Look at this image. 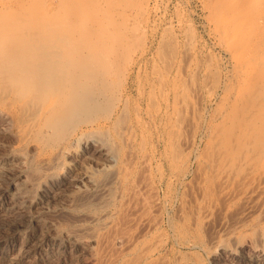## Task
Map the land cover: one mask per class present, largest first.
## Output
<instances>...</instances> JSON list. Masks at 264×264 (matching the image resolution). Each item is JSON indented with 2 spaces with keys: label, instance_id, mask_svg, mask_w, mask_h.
I'll return each instance as SVG.
<instances>
[{
  "label": "rangeland",
  "instance_id": "374dc122",
  "mask_svg": "<svg viewBox=\"0 0 264 264\" xmlns=\"http://www.w3.org/2000/svg\"><path fill=\"white\" fill-rule=\"evenodd\" d=\"M8 3L13 16H76L81 33L56 47L76 53L74 61L89 52L104 88L89 111L46 135L48 143L86 136L63 156V181L40 183L28 159L49 147L16 150L0 123V264H264V210L244 217L235 197L252 170L240 160L233 174L220 167L228 147L252 137L254 108L264 105V77H249L264 48V8L243 11L235 0ZM237 9L258 23L244 22L252 33L222 24ZM94 15L105 34L91 29ZM261 157L254 172L264 170ZM85 169L101 176L96 193L73 181Z\"/></svg>",
  "mask_w": 264,
  "mask_h": 264
},
{
  "label": "bare ground",
  "instance_id": "6f19581e",
  "mask_svg": "<svg viewBox=\"0 0 264 264\" xmlns=\"http://www.w3.org/2000/svg\"><path fill=\"white\" fill-rule=\"evenodd\" d=\"M9 1L12 0H0V123L3 124L4 129L8 132H13L12 135L17 142L15 147L16 150L27 151L28 149H38L45 145L49 147L48 153L28 159V165L31 167L30 169L33 168L34 172L40 173V177H38V179L40 178V183L63 181L64 178L60 170L63 156L71 147L83 145L86 136L84 133L71 134L48 143L50 139L48 140L46 135L49 132V129H53V133L54 129L59 126L60 122L63 123L64 120L76 118L81 113L86 112L87 110L89 111L90 108L97 104V101L102 97V91L104 88L102 85L103 71H99L100 69L94 68L93 65L90 66V63L87 62L89 59V57H87L89 52L83 54V56H79L80 58L76 59L77 61H74L69 58V56L72 57L71 54L73 51H58L59 49L56 47L58 46L57 43L68 42V40L73 39L77 34L81 33L80 28L77 29V26L75 28L76 24L74 19L76 16L73 18L72 13L66 14V16L61 19H55L54 16H43L35 20L31 18V16H13L11 7L8 5L10 4L8 3ZM238 3L244 4V8L242 5L239 6L240 11L242 8L243 11L246 9L247 12H249L248 10L256 9L260 11L264 8V0H243L241 2L235 0L234 6H236V4L238 6ZM236 7H234V9ZM238 9L236 14L234 13L236 10L233 12L231 11L234 18L229 15L226 16L224 21L223 17L222 24L225 26L229 25L227 24V21L233 20L229 26L234 25L235 27V25H238L239 30H244L245 33L250 32L252 30V27L250 26H256L258 23L255 25L256 22H254V17L251 19L248 13L244 14L246 11L244 13L242 11L241 13ZM82 10L83 9L80 11ZM95 16L96 15H94V17ZM231 17L233 19H231ZM96 18L97 20H94L91 29L101 34H105L103 22L101 23V21H99L98 16H96ZM235 18L236 21H234ZM234 22H237V24ZM244 22H247V24L250 25H247L249 28L247 26L245 27ZM121 25L120 27H122ZM228 28L226 26V29ZM119 29L120 28H118V32L120 31ZM239 30L237 29V31ZM121 31L119 32L120 34L123 33ZM237 31L235 30L234 32L238 33ZM242 36H244V34ZM262 42H264V40ZM257 52H254L257 54V57L256 59L254 58L255 60H253V64L251 63L250 65L251 68L249 70H252L250 71L251 74L249 77H251L252 72H255V75L259 78H263V45L262 49H260V46L257 48ZM109 62L108 67L112 68V61L109 60ZM105 70L107 69L105 68ZM250 72L246 73L249 74ZM249 77L248 79L250 80ZM246 78L247 77L243 79L241 78V81H249H246ZM62 93L65 94L62 95V98L58 99ZM241 94L237 98L239 100H244L245 97L243 99V96L245 95ZM256 108H254L255 120L251 122L253 123V128L251 127V129L253 131L255 128L260 131V136H262L264 140V122L262 123V119H264V105ZM247 126L249 127L251 125ZM252 131V137L250 138L253 139ZM255 131L256 130H254V132ZM242 134L247 135L245 133ZM251 134H249V136H251ZM248 138L249 137H247V139ZM250 138L249 141L246 139L248 142L244 140V142L246 141L247 143H238L235 150H233L234 148L230 150L231 148L228 147V150L225 151L229 154L226 155L225 161L223 162V159L222 163H220L221 170L223 171L221 172L225 173V176L226 173L228 175V172H233L232 170V172L229 171V169H231L232 164L234 167L235 160H240V163H242V165L240 164L241 166H246L250 171L252 170V173L249 172L250 175L248 174L250 176V178H248L249 180L246 179L249 176H246L244 179V181L247 180L246 186H244L245 184L243 183L244 187L241 186L242 188L240 187L241 189L237 196H235L246 204L244 212L242 213L244 217L249 216L256 208L264 210V170L261 169L263 173H257L256 171L259 169L255 170V172L253 171V168H256V163L259 160L258 157H260V154L264 156V144H259L262 142L264 143V141L262 140V142H258V145ZM257 139L261 140L262 138L260 137ZM239 144L242 145L239 146ZM223 151L221 154L224 153ZM221 159L222 158H220V161ZM261 159L264 160L263 157H261ZM258 164H261V160ZM216 166H218V163ZM246 168H244L245 171L247 170ZM216 170L217 169H215V171ZM237 170L239 169L237 168ZM100 177L90 169H85L79 177L73 179V181L88 182L96 193V191L102 186ZM227 183L230 184V182ZM234 195H236V193H234ZM256 198L260 199V201H257L259 203L254 202L256 201ZM204 216L205 218L208 217H206V213Z\"/></svg>",
  "mask_w": 264,
  "mask_h": 264
}]
</instances>
